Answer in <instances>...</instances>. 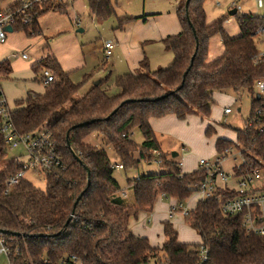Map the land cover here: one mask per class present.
Wrapping results in <instances>:
<instances>
[{"label": "trees", "instance_id": "obj_1", "mask_svg": "<svg viewBox=\"0 0 264 264\" xmlns=\"http://www.w3.org/2000/svg\"><path fill=\"white\" fill-rule=\"evenodd\" d=\"M177 2L181 30L162 39L173 54L172 62L150 70L144 57L136 71L113 77L117 92L110 93L108 74L78 95L91 73L74 82L51 54L31 64L35 74L47 69L54 79L44 82L41 77L44 91H27L24 98L15 101L11 118L21 133L45 127L64 167L45 176L44 190L25 178L8 186L6 175L19 169L14 161L5 163L0 170V230L5 231L0 232V239L8 245L9 264H60L72 255L77 264H148L151 260L156 264H197L200 244L208 249L202 264H264V235L247 234L240 214L221 212L220 202L233 196L231 190L218 188L210 197L198 200L184 216L187 225L200 236L198 243L179 241L169 220L162 222L164 240L160 246L151 245L146 236L128 227L132 215L152 209L158 192L179 203L191 194L192 185L205 177L199 168L181 173L174 158L160 149L150 126L151 118L168 114L179 119L190 114L209 116L215 92L247 89L252 96L250 112L243 127L235 129L236 148L243 162L233 168V173L244 174L264 165V132L257 128L256 117L259 109L264 120V94L256 97V83L264 80V51L257 45L264 35V15L236 12L233 16L239 34L230 36L223 26L226 15L206 20L205 0H190L187 9L185 0ZM87 3L90 13L100 20L115 14L111 0ZM68 4L61 0L35 4L30 10L31 21L16 24L13 30L37 35V18L50 10L64 13ZM130 19H118L116 28ZM214 35L221 37L223 52L208 62L209 40ZM10 71L7 61H1L0 78L7 77ZM161 95L166 96L155 100ZM89 120L93 122L76 126L66 136L73 125ZM135 126L142 133L140 144L131 138ZM204 132L209 137L215 129L208 124ZM92 135L100 138L103 145L86 140ZM231 142L216 137V153ZM104 145L122 163L121 169L136 167L141 159L151 163L154 154L161 159L163 171L127 179L134 193L133 205L116 196L121 186ZM7 153L0 134V163Z\"/></svg>", "mask_w": 264, "mask_h": 264}, {"label": "crops", "instance_id": "obj_2", "mask_svg": "<svg viewBox=\"0 0 264 264\" xmlns=\"http://www.w3.org/2000/svg\"><path fill=\"white\" fill-rule=\"evenodd\" d=\"M16 1L18 0H0V7L1 8L10 7ZM61 1L70 3L68 4L64 12L68 15V17L66 19L67 24L63 26V28L62 26H58L56 30H51L46 34L44 33V30L42 28V24L44 21L42 17H44V15H46L47 13H53V14L63 13L59 11L50 10L47 11L46 14L45 13L41 14L37 18V27H38L37 29L39 31V34L37 35H27L25 32L15 31L13 30V28L11 29V31L8 30V34L5 42L0 43V62L7 61L8 67L11 69L8 76L11 75V73L13 72V66L11 64V60H20L23 61L24 63L30 64L31 66L33 62L40 60L47 54H51L55 56L56 60L58 61L62 69L69 73L71 80L74 82H79L84 74L91 73L90 79L85 83V85L82 88L84 91L90 84H94L96 81L99 82L101 78H104L108 74H111L112 77V75L116 76L118 74L136 71L140 65L141 60L144 57L147 60L148 67L150 70H154L158 67H166L172 62L173 54L170 50L165 48L162 39L167 35L176 34L181 30V24L178 15L176 13V9L178 7L177 0H173V4L169 6H165V8L153 6L152 5L153 0H149L150 6H147L144 0L145 4H142L141 7H138V9L135 7H129L130 9L125 12L123 18L128 17L132 19L128 20L120 28H116V24H115L116 22H115L111 26V31L108 33V36L104 37L106 40L112 39L115 42L113 52L109 57H105L103 53L102 43L104 38H101V36H99L95 40L93 39L84 40L81 37H78L77 35V33L83 32V29L81 28L82 31H77V29L80 28L79 27L76 28V25L80 24L81 20L77 17L75 10H79L81 13L88 12L89 17L97 20L99 23L103 21L90 13L87 0H71V2L70 0H61ZM215 1H216L215 3L219 5L218 7L221 8L220 10L221 12L219 16L221 15L227 16L226 20L223 23V26L225 32L230 36H237L239 34L238 24H232L233 19L228 17V15H230L229 11L231 9L235 8L236 12H239V10L242 9H248L246 10L245 14H254V15L262 16L259 15V13L255 12V10L252 11L249 10L247 6V2L249 0H215ZM256 6L258 7L257 4ZM261 36L264 35L262 34ZM215 38H218V40L214 41ZM222 52H223V45H222L221 37L218 35H214L209 40L207 61L208 62L212 61L213 59L220 56ZM13 53H16L17 56L13 57L12 56ZM22 54H26V56L22 57ZM75 74H78L80 78H74ZM40 77H44L42 73L40 74ZM33 79H36V76L33 77ZM74 79L77 80L75 81ZM0 89L2 90L1 84H0ZM31 91L42 93L44 91V85L41 91H35V90H31ZM26 92L24 93L23 96L16 98L15 101L24 98ZM5 97L8 101L6 95ZM15 101H14V106L11 109L15 107ZM224 108H223V113H224ZM190 116H194V115H188L184 119H179L173 114H168L160 118L150 119L149 121L150 126L154 131L160 149H161V143L159 141L158 134L165 133V134H169L170 136L182 138L184 136L182 135V133L187 132L186 130L189 126L188 117ZM208 124L203 126V131L205 130ZM217 133H218V129L216 128L215 134L211 136L222 137L230 141H236V136H235V140H233L232 138L223 135L216 136ZM215 140L213 144L214 147H215ZM175 152L177 155L178 152L177 151ZM216 154L217 153L215 152V156ZM175 161L177 162L178 160ZM182 161L184 163L183 169L185 172H190L198 168V160L196 162V165L195 162L191 164V161L187 160V158L186 160L184 159ZM236 164L237 162L233 161L231 171H233L234 167H237L235 166ZM136 175L138 174H135V176ZM127 185L128 187L132 188L131 185L128 184V182ZM262 186H264V180ZM118 197L122 201L121 197L120 196ZM188 198H190L188 209L190 207L189 210H191L199 199L196 194H191L190 196H188ZM172 199H174V201L171 202L169 214L167 215L171 223H172L171 219H173L172 215L176 211V209L175 210L172 209L176 204V199L173 197ZM163 221H161L159 227L160 228L159 230L162 232V236L160 240H158L159 234L157 238L152 241H150L151 238H149V236L148 237L146 236L149 240V243L153 246H160L164 240L163 226H162ZM133 233L137 235H141L136 232ZM198 238L199 239L196 243L200 241L199 235ZM181 242L190 243L188 241H181Z\"/></svg>", "mask_w": 264, "mask_h": 264}, {"label": "rangeland", "instance_id": "obj_3", "mask_svg": "<svg viewBox=\"0 0 264 264\" xmlns=\"http://www.w3.org/2000/svg\"><path fill=\"white\" fill-rule=\"evenodd\" d=\"M115 7V15H112L101 23L97 20L89 17L88 12L81 13L79 10H75L77 17L81 20L80 24L76 25V28H82L83 32L77 33L78 37H81L84 40L93 39L95 40L99 36L104 38L108 36V33L111 31V26L115 23L117 24V19L123 18L125 12L129 10V7H141L144 3V0H111ZM146 5L150 6V1L145 0ZM215 0H205L204 8L206 13V20L208 22L214 20L220 14L221 8H219ZM173 4V0H153L152 5L156 7H164ZM257 0H249L247 6L249 10H255L259 15H264V7H257ZM169 8V7H167ZM133 9V8H131ZM136 9V10H137ZM248 9L239 10V13H246ZM46 14V12H44ZM42 13V14H44ZM66 13H47L42 17L43 24L42 28L44 33H48L51 30H56L58 26H65L67 24ZM229 18L233 19L232 24H237V21L234 16L228 15ZM234 17V18H232ZM73 28V27H72ZM75 28V29H76ZM214 39V38H213ZM211 39V40H213ZM106 39L104 38L103 41ZM218 38H215L214 41H217ZM258 48L260 51H264V36H260L258 39ZM216 47V45H215ZM213 54V52H212ZM211 54V56H212ZM13 66V72L8 77H1L0 84L3 92L8 98L9 107L14 106V101L16 98H19L24 95L27 90L41 91L43 89V83L40 80L39 73L35 74L31 69L30 64L24 63L20 60H11ZM36 76V79L33 77ZM74 78H80L78 74L74 75ZM113 75L110 84V93L117 92V89L113 86ZM75 81L77 79H74ZM83 92L81 89L78 93L80 95ZM251 94L247 89H240L238 91L233 90H223L220 92H215L213 96V103L211 106V112L209 116H203L201 114H190L194 116L188 117L189 126L187 132L182 133L184 135L182 138L170 136L169 134H158L159 141L161 143V150L167 157L171 156L172 151H177V155L174 160H190L191 164L196 162L199 158H208L210 160L215 159L216 149L213 146L214 140L216 137L205 136L203 131V126L208 123H211L212 126L218 129L216 136H227L235 140V129H241L246 122V118L249 115L251 107ZM230 108V113H223V108ZM191 119V120H190ZM194 121V122H192ZM197 124V125H196ZM131 138L135 141L136 144H140L142 141V133L138 127H133L131 129ZM89 142L101 146L102 141L100 138L95 136H90L86 139ZM231 143H235L232 141ZM106 152L111 159V161H119L115 156L111 148L104 145ZM22 152L21 146L9 149L6 157L0 163V170L5 163L10 160H15L18 162L19 159L17 156ZM155 159L151 163H147L141 159L136 167H129L126 169H114V176L120 182L121 189L116 196H120L123 203L128 205L134 204V193L133 189L128 187L127 179L140 176L141 174L147 173H158L164 170V167L160 164H157L155 160H158V154H154ZM241 157L238 155L237 159ZM236 162V161H234ZM184 165V163H183ZM233 165V159L229 155L223 160V168L231 172ZM264 171V165L261 168ZM263 180H264V172ZM135 174H138L135 176ZM133 176V177H132ZM24 178L31 182L35 187L44 190L46 186V181L43 177L38 178L36 174L32 171H26ZM174 201L172 197L164 196L161 192H158L154 198L153 207L151 210H139L137 214L132 215L128 221V227L133 232L141 234V236H149L150 241L157 238L161 239L162 232L159 230L161 221L168 219L169 209L171 202ZM177 202V201H176ZM190 198H185L182 203L184 207H188ZM180 207L176 208L175 213L172 215L171 219L174 227L178 232V239L181 241H188L190 243H196L198 241L197 232L190 228L185 222L184 216L179 211ZM190 209V207H189ZM166 217V218H165ZM169 220V219H168ZM158 227V228H157ZM157 228V229H156ZM149 234V235H148ZM0 264H9L8 258L4 254H0ZM148 264H156L154 260H151Z\"/></svg>", "mask_w": 264, "mask_h": 264}, {"label": "built area", "instance_id": "obj_4", "mask_svg": "<svg viewBox=\"0 0 264 264\" xmlns=\"http://www.w3.org/2000/svg\"><path fill=\"white\" fill-rule=\"evenodd\" d=\"M45 0H21L20 4L15 7H0V43L5 42L8 34L7 27L13 28L16 24H27L31 21V13L33 5L39 4ZM258 7H264V0H257ZM264 28V27H263ZM262 28V29H263ZM103 53L105 57H109L114 49L115 42L112 39L103 41ZM12 56H17L13 53ZM26 54H22L25 57ZM42 74L45 82L54 79L53 74L44 69ZM258 93L264 94V80L256 83ZM230 108L225 107L224 113H229ZM263 113L256 110L257 124L259 131L264 132ZM0 134L8 150L21 146L22 152L17 156L16 162L19 169L6 175L5 181L8 186L15 185L20 179L24 178L26 171H32L38 178L43 177L55 168H63L61 154L58 152L55 141L45 127L30 132H19L11 118V108L8 101L0 89ZM237 142L231 143L225 147L222 152L216 154L214 160L208 158L198 159V168L205 172L202 181L192 185L191 194H196L199 200L210 197L218 188L227 189L234 192L233 196L222 199L220 209L224 215H241L242 226L247 234L264 235V186L263 171L259 167H254L250 171L235 175L233 171H226L223 166V160L228 155L236 161L235 166H239L243 162L241 153L236 148ZM238 155L241 157L237 159ZM157 164L161 163V159L155 160ZM177 165L182 172L183 161L178 160ZM112 166L115 169H121L122 163L113 161ZM163 194V193H162ZM190 194V195H191ZM164 195V194H163ZM189 195V196H190ZM165 196V195H164ZM180 207V212L186 216L189 213L188 207H184L182 202L175 204L172 208L175 210ZM9 252L7 243L0 239V254L7 256ZM199 262L202 264L208 257V249L204 245L198 246ZM9 263V261H8ZM60 264H77V258L72 255L68 259L61 261Z\"/></svg>", "mask_w": 264, "mask_h": 264}, {"label": "water", "instance_id": "obj_5", "mask_svg": "<svg viewBox=\"0 0 264 264\" xmlns=\"http://www.w3.org/2000/svg\"><path fill=\"white\" fill-rule=\"evenodd\" d=\"M189 1L190 0H185V8L187 9V7H188V4H189ZM187 12V11H186ZM236 13V9L235 8H233V9H231L230 11H229V14L230 15H234ZM11 27H7V30H9V31H11ZM77 31H82V29L80 28V29H77ZM193 58H194V55L191 57V61L193 60ZM186 74V72L184 73V75ZM98 83V81H96L94 84H97ZM166 95H161V96H159V97H156L155 98V100H158V99H162V98H164ZM260 96V93H257L256 94V97H259ZM108 118V117H107ZM91 122H93V120H89V121H84V122H80V123H78L77 125H73L68 131H67V134H66V136H68V134H69V131L71 130V129H73V128H75L76 126H82V125H86V124H89V123H91ZM171 156L172 157H175L176 156V152L175 151H173L172 153H171ZM78 159V158H77ZM87 173H88V175H89V170L87 169ZM82 194V193H81ZM81 194L77 197V199H76V201L74 202V205L73 206H75L76 204H77V202H78V200H79V198L81 197ZM72 214H73V211H72ZM72 214H71V216H72ZM70 219H68V221H69ZM67 221V222H68ZM0 232L1 233H4L5 231H3V230H0ZM14 235H18V233H13Z\"/></svg>", "mask_w": 264, "mask_h": 264}]
</instances>
